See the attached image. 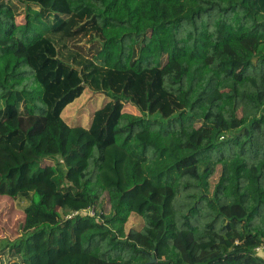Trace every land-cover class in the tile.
<instances>
[{
	"label": "trees",
	"instance_id": "obj_1",
	"mask_svg": "<svg viewBox=\"0 0 264 264\" xmlns=\"http://www.w3.org/2000/svg\"><path fill=\"white\" fill-rule=\"evenodd\" d=\"M0 27V264H264V0H0Z\"/></svg>",
	"mask_w": 264,
	"mask_h": 264
},
{
	"label": "rangeland",
	"instance_id": "obj_2",
	"mask_svg": "<svg viewBox=\"0 0 264 264\" xmlns=\"http://www.w3.org/2000/svg\"><path fill=\"white\" fill-rule=\"evenodd\" d=\"M17 23H23V19L18 18ZM9 82L18 89L29 88L33 85V77L28 75H20L11 77ZM176 95L180 100L181 90L177 92ZM104 99L105 97L103 95L94 94L86 90L79 99L75 100L72 104L65 108L62 113V118L69 126L79 125V123L84 126L88 123L92 112L102 105ZM126 106L128 105L126 104ZM129 111H132L135 113V115H138V111L135 108L129 107ZM45 161L54 162L53 159H45ZM89 168L93 173V182H96L98 170L94 167L91 161H89ZM197 194L198 189L195 183L193 181H188L186 199L193 200ZM23 222L24 215L18 203L7 197H0V247L4 246V244L7 242H12L20 236ZM128 226H131V224Z\"/></svg>",
	"mask_w": 264,
	"mask_h": 264
},
{
	"label": "built area",
	"instance_id": "obj_3",
	"mask_svg": "<svg viewBox=\"0 0 264 264\" xmlns=\"http://www.w3.org/2000/svg\"><path fill=\"white\" fill-rule=\"evenodd\" d=\"M82 214H84L86 216L93 217L94 216V210H93V208L87 209V210L82 211ZM75 215H77V212H74L70 216L72 217V216H75ZM254 251H255L256 255L261 256V257L264 258V245H260V246L256 247Z\"/></svg>",
	"mask_w": 264,
	"mask_h": 264
},
{
	"label": "water",
	"instance_id": "obj_4",
	"mask_svg": "<svg viewBox=\"0 0 264 264\" xmlns=\"http://www.w3.org/2000/svg\"><path fill=\"white\" fill-rule=\"evenodd\" d=\"M152 262H154V260H152Z\"/></svg>",
	"mask_w": 264,
	"mask_h": 264
}]
</instances>
